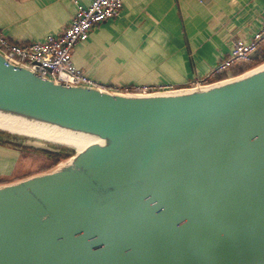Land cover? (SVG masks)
<instances>
[{"label":"water","instance_id":"95a60500","mask_svg":"<svg viewBox=\"0 0 264 264\" xmlns=\"http://www.w3.org/2000/svg\"><path fill=\"white\" fill-rule=\"evenodd\" d=\"M11 118L90 141L0 183V264H264V61L125 94L0 51V120Z\"/></svg>","mask_w":264,"mask_h":264},{"label":"crops","instance_id":"0c3cea01","mask_svg":"<svg viewBox=\"0 0 264 264\" xmlns=\"http://www.w3.org/2000/svg\"><path fill=\"white\" fill-rule=\"evenodd\" d=\"M77 1L87 5L91 0ZM121 1L115 17L94 25L71 50L76 68L98 82H168L181 87L218 62L235 38H248L264 20V0ZM74 11L73 0H0V31L11 42L41 40L59 33ZM261 61L264 44L248 63ZM241 64L229 67L226 77L238 74ZM4 148L5 153L14 151L15 160L18 151Z\"/></svg>","mask_w":264,"mask_h":264},{"label":"built area","instance_id":"2783aa9c","mask_svg":"<svg viewBox=\"0 0 264 264\" xmlns=\"http://www.w3.org/2000/svg\"><path fill=\"white\" fill-rule=\"evenodd\" d=\"M75 11L69 23L57 34H47L41 40L24 43L11 42L0 31V51L12 62L27 66L39 76L73 85H86L102 90L125 94H150L167 92L181 88H195L209 85L225 78L226 70L243 61H249L264 44V20L248 38H235L226 54L206 72L196 74L179 87L173 83H124L111 84L96 81L79 71L73 63L71 50L84 40L90 29L101 21L115 17L122 6L121 0H91L83 5L77 0Z\"/></svg>","mask_w":264,"mask_h":264},{"label":"rangeland","instance_id":"374dc122","mask_svg":"<svg viewBox=\"0 0 264 264\" xmlns=\"http://www.w3.org/2000/svg\"><path fill=\"white\" fill-rule=\"evenodd\" d=\"M249 61H243L239 63L253 65L252 63H248ZM261 62H256L249 68L258 65ZM29 143L33 144V147L41 146L52 150H57L59 154L56 156H50V154L48 155L47 153L33 149L32 146H28L27 144ZM4 146L13 147L16 149V151H18L19 154L17 153L18 156L16 155L15 160L13 159L14 151H8V153H5ZM75 150L76 147L74 146H68L64 144L62 145L39 137L16 133L0 128V182L12 179L16 176V174H25L29 173L30 171L34 172L38 170L39 166L42 164V160L44 159L50 164L48 167L42 166L43 169L41 170H47L66 160L71 154L75 152ZM34 164H38L37 167Z\"/></svg>","mask_w":264,"mask_h":264},{"label":"bare ground","instance_id":"6f19581e","mask_svg":"<svg viewBox=\"0 0 264 264\" xmlns=\"http://www.w3.org/2000/svg\"><path fill=\"white\" fill-rule=\"evenodd\" d=\"M0 128L29 136L39 137L59 144L74 146L77 149L82 148L90 141V138L84 135L34 124H23L22 122L12 120V118L9 121L0 120Z\"/></svg>","mask_w":264,"mask_h":264},{"label":"trees","instance_id":"16d2710c","mask_svg":"<svg viewBox=\"0 0 264 264\" xmlns=\"http://www.w3.org/2000/svg\"><path fill=\"white\" fill-rule=\"evenodd\" d=\"M250 66L251 65H248V64H241L239 66V70H240V72L244 71V70L248 69ZM27 145L30 146V147L32 146V148L37 150V151H42L44 153H47L48 155L50 154V156H56L57 154H59V152L57 150H52V149L41 147V146L40 147H38V146L33 147V144H31V143H29ZM49 164L50 163H47L45 159L42 160V164L39 166V169L36 170V171H39V170L43 169L42 166L48 167ZM34 165L37 167L38 164H34ZM21 176H22V174H16V176L14 178H18V177H21ZM14 178H12V179H14Z\"/></svg>","mask_w":264,"mask_h":264}]
</instances>
